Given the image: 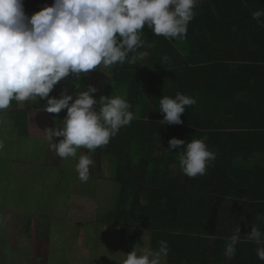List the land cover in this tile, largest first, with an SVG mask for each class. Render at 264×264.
Returning a JSON list of instances; mask_svg holds the SVG:
<instances>
[{"label": "trees", "instance_id": "16d2710c", "mask_svg": "<svg viewBox=\"0 0 264 264\" xmlns=\"http://www.w3.org/2000/svg\"><path fill=\"white\" fill-rule=\"evenodd\" d=\"M42 1L47 6L53 2L23 3L29 7ZM257 9H264V0H197L183 39L154 35L145 26L144 45L137 50L144 58L107 68L113 81L103 96L126 93L135 118L94 151L113 161L114 180L120 186L115 208L100 225L125 229L129 252L136 243L143 245L148 234L154 250L159 241L167 242L164 264H264L258 246L246 236L253 225L264 231V220L258 219L264 216V27L252 19ZM165 56L169 61H163ZM177 92L196 103L185 106L182 124L163 125L159 100L175 98ZM19 104L13 100L0 111V160L8 168L26 159L21 152L26 141L45 140L44 135L32 137L31 112ZM66 113L58 114L56 126ZM172 138H206L216 158L204 175L190 178L181 171L176 151L185 145L167 150ZM84 151L90 150L81 147L77 156ZM77 159L63 164L67 173ZM2 166L0 264H14L4 211L15 192ZM236 226L241 236L229 258L225 242Z\"/></svg>", "mask_w": 264, "mask_h": 264}, {"label": "clouds", "instance_id": "9594fccd", "mask_svg": "<svg viewBox=\"0 0 264 264\" xmlns=\"http://www.w3.org/2000/svg\"><path fill=\"white\" fill-rule=\"evenodd\" d=\"M197 0H53L51 6L28 16L23 0H0V111L10 103L46 100L48 113H67L60 126L47 129V139L55 153L65 160L77 158L81 147L89 151L80 155L75 165L78 179L87 182L91 153L105 146L122 127L130 125L134 113L123 95L93 94L97 88L77 91L75 99L63 89L60 98L49 94L63 78L73 74L75 86L80 88L81 75L103 65L136 64L145 53L137 50L144 45L142 30L147 26L154 35L167 39H183L189 22L195 16ZM252 19L264 27V9L251 13ZM131 53V55H129ZM164 62L169 57L162 58ZM71 102V103H70ZM196 103L195 98L177 92L175 98L162 96L159 112L164 114L161 124H182L185 106ZM60 137L58 142L54 138ZM205 139L185 141L172 138L167 150L176 151L181 171L190 178L206 173L216 154L208 149ZM2 147V145H0ZM240 219H243L241 217ZM258 219L264 220V216ZM240 228L225 242V255L232 258L240 240ZM247 239L258 247L256 253L264 261V231L251 226ZM158 249L136 243L125 254L123 264H162L169 247L159 241Z\"/></svg>", "mask_w": 264, "mask_h": 264}, {"label": "rangeland", "instance_id": "374dc122", "mask_svg": "<svg viewBox=\"0 0 264 264\" xmlns=\"http://www.w3.org/2000/svg\"><path fill=\"white\" fill-rule=\"evenodd\" d=\"M44 3L24 6V10L35 13L46 5ZM74 81L70 73L49 95L60 98L61 91L67 89L75 99L77 91H86L91 85L97 88L93 96L98 100L112 83L113 75L100 65L87 75H81L79 89ZM19 103V108L31 112L32 137L44 135L45 140L26 141V148L21 150L26 153V159L15 161L13 167H6L2 157L0 160L3 170L8 169L5 172L9 176L8 186L15 192L14 199H9L13 202L4 211L8 217L5 221L10 229L14 264H123L125 254L129 253L126 230L100 225L107 222L106 216L115 208L120 190L113 179V161L92 152L94 164L90 166V173L94 171L95 178L81 182L75 167L71 168L72 174L64 167L72 161L60 158L47 139V129L57 125L59 113L44 111L45 99ZM54 141L58 142L55 138ZM11 143L14 148L19 147V143ZM0 145L4 144L0 141ZM84 152L83 155L89 154V151ZM88 198L96 202L82 200ZM141 246L149 247L148 234Z\"/></svg>", "mask_w": 264, "mask_h": 264}, {"label": "crops", "instance_id": "0c3cea01", "mask_svg": "<svg viewBox=\"0 0 264 264\" xmlns=\"http://www.w3.org/2000/svg\"><path fill=\"white\" fill-rule=\"evenodd\" d=\"M97 173H98V171H97ZM95 173H94V171H92L91 173H90V178H89V180L90 181H92L94 178H95ZM98 176V175H97ZM98 177H100L101 179H103L101 176H98ZM113 179H114V173H113ZM112 179V180H113ZM82 200H86V201H90L91 203H95L96 201H92V199L91 198H88V199H82ZM113 200V199H112ZM114 201V200H113ZM96 207V206H95ZM98 208V207H97ZM96 208V209H97Z\"/></svg>", "mask_w": 264, "mask_h": 264}]
</instances>
